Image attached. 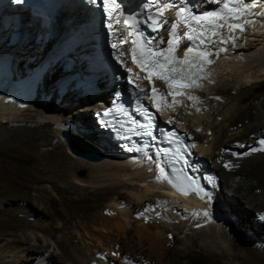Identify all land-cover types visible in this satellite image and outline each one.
<instances>
[{"label": "rangeland", "instance_id": "1", "mask_svg": "<svg viewBox=\"0 0 264 264\" xmlns=\"http://www.w3.org/2000/svg\"><path fill=\"white\" fill-rule=\"evenodd\" d=\"M70 21H75V19L71 18ZM252 28L249 30H252ZM248 34L247 36L245 35L244 42H248V44L252 42V45L256 44L257 42L255 40H258V38L248 36ZM30 50H33L31 53L39 52V49L36 47H27L26 51ZM21 51L24 50L20 49V52ZM228 79L231 83L234 77H228ZM48 83L49 88L50 86L54 88V86H52V81L47 82V85ZM104 94L105 97H107L106 92ZM166 94L167 92L164 95ZM208 95L209 94L204 92L199 93L197 98L201 103H206L207 101L208 104H210L207 105V108H212L217 112V114L212 113L210 117L213 123H217V126L228 123L229 118L232 117L225 115L230 107L237 103L240 104V108H243L245 114L241 116L234 115V118H238L239 121L241 120V123L245 122L248 126L261 124L255 129H250L243 139V141H249L248 143H250L246 151L247 153L252 152L253 149H257L258 141L261 143V141L264 140V123H261L262 118L256 102L255 105L254 103L251 104L252 100L249 99L240 103V101L235 100V96L238 95L236 91L232 94L233 98L229 99L224 98V95L223 97L217 95L209 97ZM254 95L264 96V84L260 85L252 96ZM84 99L86 100L79 99L78 102L74 103V107H72L70 103H67L65 114L75 121L74 125L77 127H82V123L77 120L85 118L84 115H86L95 128L93 113L99 107L90 105L94 110L85 111V109H87L86 105L93 103L91 101L92 98ZM176 104L178 105V110L176 109V112H170V122L173 125L175 124V126H177L178 123L183 124L190 138L195 139L200 135L209 136L214 131L212 127H206L197 123L195 111L190 110L193 107L191 105V99L186 98ZM237 106L238 105H236L235 108H237ZM234 110L236 113V109ZM203 113L204 111L202 109L201 114ZM222 113H224L225 117L222 116ZM165 120V118L160 119L159 117V122H164ZM50 129L53 137L52 145L56 147V150L62 151L64 148L68 149L65 139L61 136L62 132L59 133L58 130L52 126ZM218 131L219 129L215 130L217 135ZM71 135L74 137V140H77L76 137L79 136L88 141L83 135L76 133H72ZM256 137L260 138L257 140ZM60 138H63L64 143ZM239 145L238 142L237 144L233 143L228 145L226 149L238 148L235 150H238L239 154L244 153ZM241 146L244 147L245 145ZM44 148L47 149L46 147ZM97 148L105 152V155L111 157L110 152H107L104 148ZM27 149V146H22L20 151L5 149L4 147L0 148V190L2 188V190L9 194L8 200L17 199L29 201L27 203L13 202L12 200V202H6L0 197V264H14L25 259L28 264H60L58 260L60 251L56 246V242L65 237H74L78 241L88 240L95 244L96 247L93 248L96 252L94 251V254H102L103 256L101 259H107L110 264H161L160 259H162L163 256L162 258L159 257L163 255V251L158 248L159 253L157 250L152 249L149 244L152 240L148 239V236L150 238L151 234L153 238L157 235H162L163 229L157 225H160L162 222L168 225V231L172 230L169 232L173 237L185 240L193 239L197 241L200 246L195 248L196 252H192L189 256H186L187 258H179L171 254L170 257L166 258L167 262L170 261L171 264H264V230L259 231V229L252 224L255 219L259 220V222L263 220L261 215L264 213V171H261V169L253 167L251 170H248V172H252V174H249V176H246V174L239 175V178H237L238 180L249 182L251 185L258 186L256 192L252 193V195L251 193L249 194L250 198L253 200L252 202H254L255 205L258 204L257 209H252V202L250 203L244 198L246 196V191H241L239 198L234 196L231 192L229 181L222 178V171L213 166L212 160L203 157L207 166L211 168V171H214L217 176L216 178H218V176L219 179L221 178L218 190L219 204L221 202H225L226 204L234 203L237 204L235 209L238 208V205L241 206L242 210L248 214V218H251V220L246 223V218L245 221L241 219V213H243L242 216H246L242 210L238 211L237 209L232 212L224 207V203L220 204L221 206L218 208L213 209H208L206 206H203L204 208H197L193 204L194 202L190 203V201L186 203L183 201V198H175V196H173L174 194L172 195L170 191H165L167 189L161 188L163 184L158 180L152 181H158V184H155L157 187H155L154 193L152 192V195L148 194V196H145V199H143V197L141 200H138L136 195L142 194L147 182L138 181L136 183L137 180L133 181L130 183L133 187L130 188L116 186L120 182L118 180L108 181L109 177L100 178L101 181L97 182V180L91 178L92 169L89 164L81 166L74 172V179H71L70 182L66 181L64 178H60L59 181L55 179L56 183L53 185L49 182L44 183V181L42 183L40 182L38 185L33 182V179L36 177L42 178V170L46 171L52 167V165L50 164L49 167L48 164L45 163L44 156L36 155V157L31 158L26 156ZM101 154L102 157L105 156L103 153ZM259 154L264 157L263 152H259ZM114 155H116V153ZM114 155H112V157H114ZM108 161L112 162L113 159L112 161L108 159ZM103 174H108V172ZM44 175H46L45 172ZM120 175L121 179L127 178V176L123 175V172H120ZM50 176L54 177L55 174L52 173ZM72 182L76 185L75 189L78 191H76L75 195L69 191L70 187L73 186ZM24 184H31L32 187L26 188ZM115 188H117V190ZM82 189H88V193H83V195L80 194L82 192L80 190ZM105 191L108 192V197L103 198L99 192ZM119 192L121 193L122 199H115L114 195L117 196L116 194H119ZM95 193L98 194L96 195ZM132 194H134L135 197ZM112 201L116 202L117 205ZM10 204L14 208L21 209L22 212L27 215L13 216L4 213L3 210L8 209ZM115 205L119 206L115 207ZM36 210L38 212H43L46 216L43 219L41 227L34 228L35 226H31V228L27 227L25 229L30 235H37L38 240L35 241L34 239H30V241H28L30 242L29 244L21 241V243L16 246L12 231L18 230L20 226L33 225V222L40 218L39 214L35 212ZM205 213H207V215H205ZM84 222L89 223V229L85 230L84 227H82L85 225L83 224ZM144 228H148L146 229L148 231H145ZM218 229L223 232L222 241L226 243L221 244L218 248H213L209 240H207L209 239L208 235L211 232L210 230L213 231ZM165 232L167 233V231ZM170 234L167 233L164 239H169ZM47 244H49V247L45 254L38 253L34 250L35 248L42 249L43 246ZM182 245L181 243L178 246L182 247ZM19 250H21L22 253L17 255L16 252ZM199 251H203V253ZM208 252L217 253L221 256V259L218 261L213 259ZM51 254L57 256L55 260L50 258ZM230 254L233 256L231 257ZM164 264H166V262Z\"/></svg>", "mask_w": 264, "mask_h": 264}, {"label": "bare ground", "instance_id": "2", "mask_svg": "<svg viewBox=\"0 0 264 264\" xmlns=\"http://www.w3.org/2000/svg\"><path fill=\"white\" fill-rule=\"evenodd\" d=\"M243 2L246 4H250L246 0H243ZM250 11L252 13H264V0H261L260 5L258 4V6L255 9H251ZM20 15L21 17L24 16L22 13ZM59 15L70 19L74 18L76 21L78 17H80L81 15H85V13L77 5H75L74 2H71L68 5V9L62 10V12ZM247 18L256 20V23L254 25L245 24L244 25L245 31L243 32L237 30L235 32L236 39L234 42L229 39V31L227 27L221 30L223 33L222 39L228 42L222 44L219 42V40H217L218 42L215 44L216 48L215 49L210 48L211 51H213L214 53H218V55L214 57V62L210 66L211 77L210 79L202 82L203 83L202 88H197L194 90L192 89L183 90V94H177V90L167 89V86L165 85L160 84L159 86H157L158 95H156L155 97L156 99L155 101L154 100L153 101L156 103L155 106L159 108L158 111L160 113L161 118L166 119L163 123H171L170 112H176L178 110L177 109L178 105L176 104L177 102H181L182 100L189 97H197L199 93H203V92L209 94L208 95L209 97L212 96L214 97L215 95L223 97L224 95L225 96L224 98L229 99V98H233L232 94L234 93V91L238 92V95L235 96V100L240 101V103H243L249 99L252 100L251 104L254 103L255 105L256 102V105L259 108V113L261 114V118H262L261 123L262 124L264 123V96L263 95L252 96L253 93H255L257 89L260 87V85L264 84V31H262L264 30V15H260V16L249 15ZM60 19L57 20L56 22L55 30H58V28L61 27ZM75 21H69V25L71 26V24L74 23ZM21 25H22L21 30L24 32V36L28 41H30V39L33 38L34 36L33 27L25 26V24L22 22V19H21ZM251 28L252 30H249ZM247 34L248 36H254L258 38V40H255L257 43L254 45H252V42L251 44H248V42L245 43L244 37L245 35L247 36ZM30 45L31 43L28 42L26 45L17 47L14 50V55L18 59H26V61L23 62L27 66H29L30 59L32 57L35 58L39 55V52L31 53V51L33 50L26 51L27 47H29ZM20 49L24 51L20 52ZM185 49H186L185 47H182L181 53ZM221 49H226V51H221ZM16 67L18 68L17 70L18 75L21 74L18 64L16 65ZM52 75L53 74L50 75L48 74L43 78V80L38 86V91L35 99L29 104H17V102L14 100H8L7 96L0 95V148L4 147L5 149L20 151V148L22 146L24 147L27 146L28 149L26 151V156L30 158L36 157V155L44 156L45 163H47L49 167L50 164L52 165V167H50L48 170L46 171L42 170L41 172L42 178L34 177L35 179H33V182L39 185L40 182L42 183L44 181V183L49 182L50 184L53 185L56 183L55 179L59 181L60 178H64L66 181L70 182L71 179H74L73 178L74 172H76L81 166L89 164L91 165L90 167L92 169L91 178L97 180V182L101 181L100 178L109 177L108 181L118 180L120 183H118L116 186L118 187L123 186L125 188L133 187L130 183L136 180H137L136 183L138 181L147 182V184L144 187L145 188L144 191H142V194L137 193L138 195L136 196L138 197V200L139 199L141 200V198L143 197H144L143 199H145V196H148V194L152 195V192L154 193L155 191L154 189H156L155 187H157L155 184H158V181L157 182H152V181L157 180L156 177H160L159 182H161L164 185V186L161 185L162 186L161 188L167 189V187L163 182L164 173H161L160 171L161 167L158 166L155 155L149 153L146 160H137V161L131 160L128 157L127 153L117 148V146L113 145L112 143H110L103 135L99 133L97 134L94 125L89 121V118L86 115L84 116L87 119L82 118L77 120L82 123V127H77L76 125H74L75 121H73V119H71L69 116L65 114L67 103H70V105L74 107V103L78 102L79 99H83V100L86 99L78 98L80 94L79 91L67 92L65 95H63L62 93L58 92L57 87L51 88L50 86L49 88V83L47 85V82L52 81ZM228 77H234L233 82L230 83L229 82L230 78L228 79ZM100 82L102 83V80H99V83ZM99 86L102 85L100 84ZM112 87L113 85L107 87L104 91L95 94L96 96H94V98L91 99L93 104L86 105L87 109H85V111L94 110L93 108L90 107V105L98 106L99 107L98 109L106 106L105 100L108 99L107 97H105L104 93L105 91L111 89ZM166 92L167 94L164 95ZM226 95L229 97H227ZM191 105L193 107L191 106L192 108L190 110L195 111V114L197 115L195 117L197 123L202 124L203 126L206 127H212V130H214L209 136L200 135L195 139L190 138V140H192L195 145L194 149L196 153L197 162L200 163L204 159L203 157H207L208 159L212 160L213 166L218 168L220 171H222V178L229 181L232 194L239 198L240 192L246 191V196L244 198H246L251 203L253 200L250 198L249 194L251 193L252 195V193L256 192L258 186L251 185L249 182H244L238 180L237 178H239V175L246 174V176H249V174H252V172L249 173L248 170H251L253 167H256L258 169H261V171H264V157L261 154H259V152L264 153V151L258 150L264 147V145H262L258 141L257 151H252L247 153L246 151L247 148L250 146V143H248L249 141H243L245 135L250 129H255L257 126H260L261 124L248 126L245 124V122L241 123V120L239 121L238 118H234L233 117L234 115L241 116L245 114L243 108L239 107L240 106L239 103L232 105L230 109L227 111V114L225 115L232 117L229 118L230 122L228 121V123L222 124L220 126H217V123H213L211 121L210 118L211 114L212 113L217 114V112L214 111V109L212 108L211 109L207 108V105H210L208 104L207 101L206 103H201V101L194 103L192 101ZM236 105H238L237 108H235ZM197 109H199V111ZM202 109L204 111L203 114H201ZM234 109H236V113ZM222 116H224V113H222ZM51 126L56 128L59 133L62 131H68L71 134L76 133L83 135L89 142L86 141L84 138L76 135L77 136L76 142L83 149L97 150L100 153H103V155H105V152H102L97 147L101 149L104 148V150L110 152L111 157H109V155H105L104 157H102L100 161L91 162L82 157L72 154L67 148L66 149L64 148V150L62 151L56 150V147L52 145L53 137L51 135L52 134V131L50 129ZM173 126H175V124ZM176 127L180 132H185V133L187 132V129H185L184 128L185 126L181 123H178ZM216 129H219L218 135L215 132ZM258 138L256 137L257 140ZM60 140H62V142L64 143L63 138H60ZM237 142L238 144H240L239 147L240 149H243L244 153L239 154L238 150H235L238 148H231L229 150L226 149L228 145H231L233 143L237 144ZM94 145L97 147H95ZM241 145L243 146L245 145V146L242 147ZM44 147H46L47 149H45ZM113 153L114 154L116 153V155H114ZM112 155H114V157H112ZM108 159H111V161L113 159V161L110 162L108 161ZM225 165H229V167H225ZM191 169L194 174L199 175L197 167L191 165ZM44 172L46 175H44ZM107 172L108 174H103ZM120 172H123V175L127 176V178L121 179ZM52 173L55 174L54 177L50 176V174ZM213 174L214 171H211V168L207 166L205 171L202 172L199 176V179L202 184V186L201 185L200 186L203 188V192L208 194L207 196H204V194L202 193L201 196L194 197L196 196L195 192H193V195L183 196L168 189L165 191H170L172 195L174 194L173 196H175V198L178 197L183 198V201H185L186 203L187 202L189 203L190 201H191L190 203L194 202L193 204L197 208L206 206L208 207V209L210 208L213 209V208H218L219 206H221L220 204L224 203V207L228 208V210L232 212L237 209L238 211L239 210L241 211L242 207L238 205V208L235 209V206H237V204L234 203H230V204L227 203L228 204L227 205L225 202H221L219 204L218 190L220 187L219 181L221 180V178L219 179L218 176V178L215 179L213 177ZM72 185L73 186L70 187L69 191L70 193L75 195L77 191L75 189L76 185H74L73 182ZM24 187L31 188L32 185L24 184ZM115 189L117 190V188ZM87 190L86 189L80 190L82 191L80 194L82 195L83 193L87 194L88 193ZM105 192H99L103 198L108 197L107 196L108 192L107 191ZM8 195L9 194L4 190H2L1 188L0 190L1 199L5 200L6 202L11 201L12 199L8 200ZM116 195L117 196L114 195L115 199H122L120 192L119 194ZM12 201L22 202V203L29 202L28 200H17V199ZM116 205L115 207L119 206ZM251 206L252 209L254 208L257 209L258 204L255 205L254 202H252ZM242 211L245 213L246 216H242L243 213H241V219H244L245 221L246 218L247 219L246 223H247L249 220H251V218H248L247 216L248 214L244 210ZM3 212L6 214H11L13 216L27 215L23 213L21 209L14 208L11 204L10 207L8 209H4ZM35 212L39 214L40 218L35 220L33 222L34 223L33 225L30 224V225L20 226L18 230L12 231V234L15 238L14 243L16 246L19 245L21 241H24V243L29 244L30 242L28 241H30V239L31 240L34 239L35 241L38 240L37 235H30L29 233H27L25 229L27 227L31 228V226H35L34 228L41 227L43 219L46 216L43 212H38L37 210ZM261 218L263 219L260 220L261 223L259 222V220L256 219L253 220L252 223L254 227L259 229V231L264 230V213L261 215ZM164 223L165 222H162L160 225L157 224L158 227L163 229L162 235H157L156 237L153 238L151 237V234H150V238L148 236V239L152 240L149 243L151 245L150 247L157 251L158 248L162 249L163 251L162 253L163 255L160 254L161 256L159 257L162 258L163 256V258L160 259L161 264H164L165 262L166 264H171L170 261L167 262L166 260V258L170 257L171 254L179 258L186 257L189 256L192 252H196L195 248L200 247L198 245V242L193 239L185 240V239H177L173 237L172 234H170L172 230L171 231L169 230L170 231L169 232L168 225ZM83 224H85L84 226H82L84 227L85 230L89 229V223L84 222ZM144 229L145 231H148L146 230L148 228H144ZM220 229L213 231L210 230L211 232L208 235L209 239L207 240H209V243L213 248L214 247L218 248L221 244L226 243L225 241H222L223 232ZM164 230L167 231L168 234H170L169 239L168 238L164 239V236H167V233ZM181 243L183 245L182 247H179L178 245H180ZM56 244L58 250L60 251L59 253L60 255H58L59 257L58 260L60 261V264H110L108 263L107 259L105 260L101 259V257L103 256L102 254H97V255L94 254V251L96 252V250L94 249L96 246L95 244L89 242L88 240L78 241L74 237H65L59 240L58 242H56ZM48 247L49 244L44 245L42 249L35 248L34 250L38 253L45 254L47 252ZM199 252L203 253V251H199ZM20 253H22L21 250L16 252L17 255ZM208 253H210L209 254L210 257H212L217 261L221 259V256H219L215 252H208ZM230 256L232 257L233 255L230 254ZM55 257H57L55 256V254L50 255V258L53 260H55ZM14 264H28V262L25 259Z\"/></svg>", "mask_w": 264, "mask_h": 264}, {"label": "snow or ice", "instance_id": "3", "mask_svg": "<svg viewBox=\"0 0 264 264\" xmlns=\"http://www.w3.org/2000/svg\"><path fill=\"white\" fill-rule=\"evenodd\" d=\"M260 2L261 0H257L256 3L246 4L243 0H231L230 3L223 4L222 12L211 11L199 15L191 12L187 8L181 7L178 9L177 14L181 17L188 31L181 36L178 33L177 24L172 23L169 30L170 39L164 41L159 37H146L137 28V25L140 23H145L153 33H159L163 30L165 24H169V20L164 15V12L167 9L174 8L175 5L168 3L167 0H151L150 6L145 10L146 17L144 21H140L136 17H131L132 23H129L128 19L122 22V26L129 29V36H133L131 41L133 44L132 62L147 73L146 78L150 81L156 78L164 81L170 88L175 86L177 94H183V90L185 89L194 90L202 88V82L211 77L210 66L214 62V57L218 55V53H214L208 47V41L215 38L222 44L227 43L228 41L222 39L223 33L221 31L227 27L229 39L234 42L236 39L235 32L237 30L243 32L245 31V24L254 25L256 23V20L247 18L249 15H264V13H252L250 11L251 9H255ZM103 6L109 13L108 28L116 35L118 30L114 28L112 21L115 20L116 24H121V21L115 15V11H118L116 0H103ZM133 30H135L134 35ZM184 38L191 41L192 46L183 51L182 57H177L178 45ZM126 43H128V39L125 37L120 38L119 43L112 44V47L118 53L117 60L121 63L124 62L122 57L125 53L120 49ZM157 43L161 45L166 43L167 47L157 49L155 47ZM136 45H139V48ZM221 51H226V49H221ZM140 91L143 92L145 89L140 88ZM156 91L155 87H153V95H155ZM189 99L194 103L198 102L197 97H189ZM197 110L199 111V109ZM103 115L109 116L111 112L105 111ZM148 119H151V117L149 116ZM138 127L145 128L146 135H152L151 131H147L150 125H139ZM261 144L264 145V140L261 141ZM191 147L194 148L195 145L193 144ZM258 150L264 151V147ZM253 151H257V149H253ZM225 167H229V165H225ZM160 171L164 173L165 170L161 167ZM185 179L189 181V185L195 183L191 177H186ZM157 180L159 181L160 177H157ZM169 183L182 194H190L175 181L170 179ZM200 193H203L204 196L208 195L203 192L202 188L197 190V194Z\"/></svg>", "mask_w": 264, "mask_h": 264}, {"label": "water", "instance_id": "4", "mask_svg": "<svg viewBox=\"0 0 264 264\" xmlns=\"http://www.w3.org/2000/svg\"><path fill=\"white\" fill-rule=\"evenodd\" d=\"M163 125L168 126L165 123ZM61 136L65 139L67 147L72 154L91 162H97L102 159V154L99 151L83 149L68 131H62Z\"/></svg>", "mask_w": 264, "mask_h": 264}, {"label": "clouds", "instance_id": "5", "mask_svg": "<svg viewBox=\"0 0 264 264\" xmlns=\"http://www.w3.org/2000/svg\"><path fill=\"white\" fill-rule=\"evenodd\" d=\"M161 119V118H160ZM160 123H162V124H164L163 122H160ZM166 125H167V123H165ZM172 124V123H171ZM196 154V153H195ZM204 160V159H203ZM204 162H205V160H204ZM206 163V162H205ZM206 167H207V164H206ZM214 175H215V173H214ZM216 176V175H215ZM217 177V176H216Z\"/></svg>", "mask_w": 264, "mask_h": 264}]
</instances>
